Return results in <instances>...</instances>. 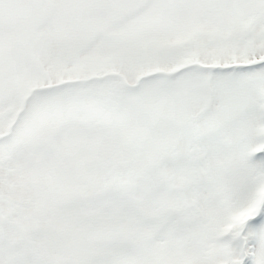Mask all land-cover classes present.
<instances>
[{
  "label": "snow or ice",
  "instance_id": "1",
  "mask_svg": "<svg viewBox=\"0 0 264 264\" xmlns=\"http://www.w3.org/2000/svg\"><path fill=\"white\" fill-rule=\"evenodd\" d=\"M0 264H264V0H0Z\"/></svg>",
  "mask_w": 264,
  "mask_h": 264
}]
</instances>
